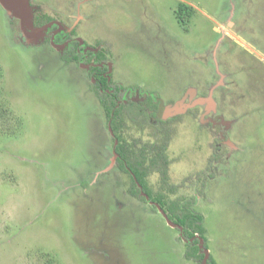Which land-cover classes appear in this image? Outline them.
<instances>
[{"label": "rangeland", "instance_id": "374dc122", "mask_svg": "<svg viewBox=\"0 0 264 264\" xmlns=\"http://www.w3.org/2000/svg\"><path fill=\"white\" fill-rule=\"evenodd\" d=\"M25 1L105 52L114 81L161 97L172 182L189 179L179 195L197 197L209 254L264 264V0ZM46 37L0 3V264H194L180 231L129 195L88 67Z\"/></svg>", "mask_w": 264, "mask_h": 264}, {"label": "trees", "instance_id": "16d2710c", "mask_svg": "<svg viewBox=\"0 0 264 264\" xmlns=\"http://www.w3.org/2000/svg\"><path fill=\"white\" fill-rule=\"evenodd\" d=\"M184 8V6L179 8V19H182ZM53 20L50 16L42 15V19L36 18L34 24L41 27ZM61 42L62 40H56L57 44ZM79 46L76 43L69 56L62 59L66 63L90 65L87 74L92 81V91L103 109L113 141V151L118 155L116 167L131 178L129 195L150 204L154 210L158 211L160 208L164 211L186 242L184 257L187 261L194 264H217L211 254L206 260L205 251H209L208 231L205 216L196 210L197 197L179 195L181 188L189 179L186 178L181 184L172 182L170 175L172 160L168 154L172 130L169 121L159 117L162 104L160 96L147 93L136 86L124 87L114 81L111 61L105 52L99 51L96 56L91 55L90 59H86L80 53ZM136 96L141 98L139 102L134 100ZM131 125L142 130L152 127L154 130L152 139L146 142L142 139L129 140L126 135ZM213 159L219 161L220 155ZM154 175L158 176L156 188L149 181ZM210 176L214 177L213 171ZM196 179L201 182V188L197 190L198 195L205 198L207 176L205 173L197 174Z\"/></svg>", "mask_w": 264, "mask_h": 264}, {"label": "water", "instance_id": "95a60500", "mask_svg": "<svg viewBox=\"0 0 264 264\" xmlns=\"http://www.w3.org/2000/svg\"><path fill=\"white\" fill-rule=\"evenodd\" d=\"M1 5L7 10L9 13L13 15L16 19L20 21V28L22 33L30 40H40L44 39L49 32L54 23H50L43 27H36L33 20V14L25 0H0ZM52 45L55 48L62 49L61 45L56 44L55 40H52ZM111 131V129H110ZM118 155L114 153L113 164L116 163ZM160 212L166 218L168 223L176 228V226L168 219L167 215L159 208ZM203 244V243H202ZM201 244V248L203 245ZM206 260L209 257V252L205 251ZM205 260V261H206Z\"/></svg>", "mask_w": 264, "mask_h": 264}, {"label": "flooded vegetation", "instance_id": "af4514ba", "mask_svg": "<svg viewBox=\"0 0 264 264\" xmlns=\"http://www.w3.org/2000/svg\"><path fill=\"white\" fill-rule=\"evenodd\" d=\"M44 16V15H43ZM34 18V17H33ZM35 19L36 18H34L33 20L35 21ZM37 19L38 20H40V19H42V15H39V16H37ZM50 23H54L53 24V26H52V30H51V34L49 35V36H47L46 38H48L49 40H50V43H51V45H52V40H64V41H62L60 44H58V45H64V48H73V46L76 44V43H78L80 46H79V49H80V53L81 54H83L84 56H85V58L86 59H90L91 58V55H97L98 54V52L99 51H97V52H95V51H92V50H90L88 47H86V46H83V44L81 43V41H79L80 39L79 38H63V33H64V31H63V28L61 27V26H58V24H56V21L55 20H53L52 22H49V23H47V24H45V25H48V24H50ZM45 25H43V26H45ZM36 26V25H35ZM43 26H41V27H43ZM36 27H38V26H36ZM54 28H56L55 30V32H53V29ZM57 44V43H56ZM53 46V45H52ZM70 49V50H71ZM70 50H69V54H70ZM81 65H83V63L81 64ZM86 65V64H85ZM111 65V67H112V64H110ZM84 66V65H83ZM87 67H88V69L86 70V72H88V70H89V68H90V65H86ZM136 97H138V96H136ZM160 99H161V97H160ZM135 101H137L136 99H134ZM137 102H139V101H137ZM161 102H162V100H161ZM161 108V107H160ZM111 136V135H110ZM112 139V138H111ZM114 152V151H113ZM115 165H116V163H115ZM132 197V196H131Z\"/></svg>", "mask_w": 264, "mask_h": 264}, {"label": "crops", "instance_id": "0c3cea01", "mask_svg": "<svg viewBox=\"0 0 264 264\" xmlns=\"http://www.w3.org/2000/svg\"><path fill=\"white\" fill-rule=\"evenodd\" d=\"M185 254V253H184Z\"/></svg>", "mask_w": 264, "mask_h": 264}]
</instances>
